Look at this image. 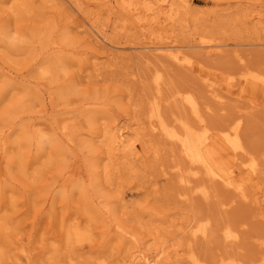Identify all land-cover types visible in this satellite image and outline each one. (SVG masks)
Listing matches in <instances>:
<instances>
[{
    "label": "bare ground",
    "instance_id": "6f19581e",
    "mask_svg": "<svg viewBox=\"0 0 264 264\" xmlns=\"http://www.w3.org/2000/svg\"><path fill=\"white\" fill-rule=\"evenodd\" d=\"M53 1L68 4L76 10L78 15L72 21L75 25L72 30H80L79 32L87 35L95 47L103 49L107 46L105 30L98 28L96 24L97 16H99L96 10L102 11L100 7L84 13L82 7L84 3L80 0ZM192 4H194L193 0H106V3H103L106 7H119L123 10L124 15L121 16L126 21L129 18L131 22V24L128 22L127 26L140 31L143 41L130 49L138 50L143 58L151 56L156 60L157 69L149 75L153 91L147 120L151 135L162 138L161 143L155 142L156 145H161L157 147L158 151L164 148V144L167 145L164 150L169 151L173 159L169 167L161 168V170L155 168V178L148 180L145 175L141 176L149 184L148 188L153 193V198H156L154 195L160 199L170 198L171 203H179L184 210L195 208L194 214L197 213L199 216L185 219L188 213L176 212L173 215L179 216L178 224L174 223L175 220H166L170 215H164L162 218L155 217L154 221L157 222V226L149 230L141 226L136 234L130 227L125 229V225L118 221V217L125 212L121 220L131 221L143 210L128 211L127 209L118 213L111 200H104L101 197L103 188L97 187L96 190V186H88L84 192L92 200L82 208L75 209L77 216L66 218L61 222L59 235L48 238L37 229L38 225L49 227L54 225L53 206L50 205L49 213L45 215V218L38 216L32 222L35 234L26 235L28 242L23 243L22 239L16 241L11 239V234L21 228L14 219L10 218L11 210L8 212L0 206V264H264V243H260L257 254L248 259L233 255H217L216 252L206 249L209 243L215 241L220 243L223 250L241 248L239 226L233 223H219L216 219L220 215L219 210L226 214L227 210L239 201L242 204L253 202L259 207L258 213H263L264 185L259 178L264 170V150L249 148L244 133L246 127L244 118L245 114L264 111V72L247 67L242 63L243 59L237 51H234L233 55L238 68L220 71L221 73L208 70L200 63L201 59H193L185 51L186 49L196 48L207 57H228V51L224 48L229 45L224 43V40H218V37L211 32L216 27L221 28L223 35L230 40L229 26L241 24L242 15L238 11L226 13L215 11L204 17L196 12ZM10 10L16 17L39 13V7L35 6L31 0H15ZM134 18L135 22L132 21ZM257 18L258 22H264L263 17L258 16ZM186 22L187 29L189 23H199L190 33L191 44L182 46L177 43L175 32L178 28L182 30ZM2 36L11 45L15 46L16 42H20L31 47L32 39H26L23 36L11 37L6 33H2ZM32 38L42 43L43 47L55 48L60 43L68 44L66 36H63L60 42L48 41L46 43L43 42L45 38L43 33H35ZM239 44L234 43L233 46H241ZM108 45L113 46L112 43ZM261 46L264 47V44ZM82 55L87 54L82 52ZM109 56L117 58L119 54ZM91 60H93L91 69L96 73L95 76L102 77L101 72L105 69L101 67L102 61L94 56ZM145 60L147 63L150 62V60ZM62 71H64L62 59L55 57L40 67L39 75L43 79L51 80ZM171 71L175 73L176 81H185L188 86L173 88L172 82L166 81ZM2 76L9 78L0 73V77ZM47 98L51 100L52 95L48 93ZM212 101L220 106L218 109L222 112L226 122L214 125L206 120L204 113L212 110ZM95 103L96 101L86 100L84 106H92ZM228 103L238 108L233 116L228 112L230 107H225ZM168 105L173 106V111L169 114L164 111L165 106ZM24 112L23 106L17 105L5 113L4 121L20 124L21 115ZM86 121L90 123L91 117L87 116ZM32 126H35L34 123ZM10 129L9 125L0 126V156L2 157L0 164L2 161L4 164L0 166V184L5 178L14 179L9 176L13 169L12 157L6 156L8 139L14 133ZM61 129L62 134L64 135L63 132H65L66 135L68 126L64 125ZM93 135H95V140L101 137L97 133H92L91 136ZM103 135L106 139L104 145L107 151L106 156L101 158L100 152L90 153L88 151L89 154L85 157L82 166L91 182L109 183L108 186H112L115 175L122 167V160L131 159L133 161L129 164L136 166L141 157L135 151L138 133L128 127L121 128L115 124ZM24 139L29 145L34 141L38 147L53 142L41 131H30L24 135ZM18 157L20 161L15 170L18 175L25 177L28 184H35L43 178L44 174L50 168L55 167L58 161L53 155H46L37 163L31 164L30 173H28L27 167L21 162L22 158ZM126 170L128 169H124ZM159 172L165 182L174 176L175 183L166 182L161 187L158 179ZM126 174L136 173L128 171ZM57 178L53 180L56 184H51L50 190V187L43 190V192L48 190V199L57 186L64 194L67 193L72 180L69 172ZM167 184L169 186L165 187ZM224 192L231 193L233 196L224 199L222 197ZM196 199L202 200L201 205L194 203ZM1 201L15 205L13 196L9 201L8 197L0 196ZM209 203L213 205H208ZM214 208L218 211L217 216L211 213ZM168 222L169 224L166 225ZM100 229L101 232L98 233ZM164 230L167 231L165 236L162 233ZM98 234L101 236V241L94 243L93 248H96L92 249L91 256L83 257L81 252L84 245L96 241ZM115 235L128 237L134 243H139L140 238L138 237L143 236L146 240L142 242L151 241L152 246L144 250L136 246L131 252L128 251L121 257L118 247L120 245L112 243ZM170 235H178L180 239L167 245L169 241L167 237ZM201 244L205 246L199 247ZM103 247H107L111 255L102 256L101 248ZM95 251L101 253L96 255Z\"/></svg>",
    "mask_w": 264,
    "mask_h": 264
},
{
    "label": "rangeland",
    "instance_id": "374dc122",
    "mask_svg": "<svg viewBox=\"0 0 264 264\" xmlns=\"http://www.w3.org/2000/svg\"><path fill=\"white\" fill-rule=\"evenodd\" d=\"M14 1L0 0V73L9 77H0V126L9 125L10 131H14L8 139V153L6 154L7 157H12L11 166L13 169L9 176L14 179L5 178L4 182L0 184L2 187L0 196L8 197V201L13 196L15 200L14 207L4 201L0 202V206L8 212L11 210L10 218L14 219L21 228L11 234V239L14 241L22 239L23 243L28 242L26 235L35 234L32 222L38 216L45 218V215L49 213L50 205L53 206L54 225L52 227L38 225L37 229L48 238L59 235L61 222L66 218L77 216L75 209L82 208L92 200L84 192L88 186H96V190L97 187L103 188L101 197L104 200H111L118 213L127 209L128 211L143 210L133 220L127 221L129 224L121 220V216L125 212L118 217V221L125 225V229L130 227L136 234L141 226L145 230L157 226V222L154 221L155 217L162 218L164 215H170L166 220H175L174 223L178 224L179 216L173 215L176 212L188 213L185 215V219L199 216L197 213L194 214L195 208L184 210L179 203H171L170 198L160 199L156 195H154L156 198H153V193L148 188L149 184L143 177L145 175L148 180L155 178V168L161 170V168L169 167L173 155L164 150L167 147L165 144L164 148L158 151L157 147H161V145L158 146L155 142L161 143L162 138L155 137L154 134L151 135L149 130L147 113L153 91L149 75H152V72L157 69L156 60L151 56L143 58L138 50L130 49L142 42L143 37L140 36V31L127 26L130 19L127 18L128 21H126L121 16L124 15V11L119 7H106L103 5L106 0H80L84 3L82 5L84 13L91 12L95 7H100L102 10H96L99 13L96 24L98 28L105 30L104 35L107 43V46L102 49L95 47L90 38L79 32L80 30H72V27L75 26L72 21L78 15L74 7L53 0H31L35 6L39 7V13L16 17L10 10ZM193 3L192 6L196 12L204 17L215 11L222 13L238 11L242 15L241 24L229 26L230 40L223 35L221 28L216 27L211 32L218 37V40H224V43L229 45L224 48L228 51L229 58L226 56L207 57L196 48L186 49L185 51L193 59H201L200 63L205 65L208 70L217 72L235 70L238 65L235 63L233 52L237 51V54L243 59L242 63L247 67L264 72V47L261 46L264 44V22H258L257 18L258 16L264 18V0H193ZM105 9L108 10L105 11ZM132 21L135 22V18ZM129 23L131 24V22ZM198 23H189L187 29L186 22L182 30L178 28L175 32L177 43L182 46L190 45V33L195 30ZM2 33L11 37L23 36L26 39H32L31 47L20 42H16L15 46L11 45L2 36ZM35 33L45 35L44 43L48 41L60 42L62 37L66 36L68 44L60 43L55 48L43 47L42 43L34 41L35 39L32 38ZM109 43H112L113 46L108 45ZM234 43H240L241 46H233ZM82 52L87 55H82ZM116 53L119 54V57L111 58L109 56ZM92 56L98 57L102 61L101 67L105 68L101 72L102 77H96V73L91 69ZM55 57L62 59L64 71L59 72L51 80L41 78L40 67ZM145 59L150 62L147 63ZM166 81H171L173 88L188 86L185 81H176L175 73L172 71ZM48 93L52 95L51 100L47 98ZM86 100L96 101V103L86 107L84 106ZM17 105H22L25 110L21 115L20 124L17 122L6 123L4 121L5 113ZM211 105L212 110L204 113L206 120L214 125L226 122L222 112L218 109L220 106L214 101L211 102ZM225 107H230L228 112L231 116L235 111H238L236 105L231 103ZM164 111L169 114L170 111H173V106H165ZM245 115L244 133L249 148L258 151L264 150V111ZM87 116L91 117L90 123L86 121ZM33 123L35 126H32ZM115 124L121 128L128 127L138 133L135 151L141 157L136 166L129 164L133 160L123 159L122 167L115 175L112 186H108L109 183L91 182L82 163L89 152H100L101 158L106 156L107 151L104 146L106 139L103 133ZM64 125L68 126L66 135L65 132H63L64 135L62 134L61 128ZM30 131H41L53 142L45 143L42 147H38L34 141L29 145L25 143L24 135ZM92 133L100 135L99 140H95V135L91 136ZM46 155H53L58 161L55 163V167L50 168L35 184H28L25 177L17 174L15 167L20 161L18 156L22 158L21 162L30 173L31 166ZM1 158L0 156V160ZM0 166H4L3 161ZM126 168L128 170L124 171ZM128 171L136 174H126ZM65 172H69L72 178L67 193L64 194L57 186L48 199V190L46 192L43 190L50 187L51 184H56L53 180H57V176L59 177ZM151 173L153 174L150 177ZM172 177L166 182L171 181V184H174L176 178ZM158 179L159 185L162 187L166 182L160 172ZM259 179L264 185V170ZM168 186L169 184L165 185V187ZM34 194L35 196H33ZM232 196L228 192H224L222 195L224 199H229ZM44 198L46 199L44 200ZM194 203L201 205L202 200L196 199ZM210 204L213 205V203L208 205ZM258 209L259 207L253 202L242 204L237 201L227 210L226 214L219 210L220 215L216 217L219 223H233V225L239 226L241 248L223 250L220 243L215 241L209 243L206 249L216 252L217 255H233L244 259L257 254L260 243H264V209L262 214L258 213ZM211 213L217 216L218 211L214 208ZM48 221H50V217H48ZM168 224L169 222L166 225ZM100 232L101 229L98 233ZM166 232V230L162 231L164 236ZM116 236L112 238V243L120 245L118 247L121 257L128 251L131 252L132 248L136 246H140L142 250L152 246L151 241L142 242L146 240L143 236L138 237L140 238L139 243L142 244L134 243L128 237ZM96 238H98L96 241L84 245L81 252L83 257L91 256L92 249L96 248H93L94 243L101 241L99 234ZM167 238L169 240L167 245H169L178 241L180 236L170 235ZM204 246L201 244L199 247ZM196 247L198 246L196 245ZM101 249L102 256L111 255L107 247ZM94 253L99 255L101 252L95 251Z\"/></svg>",
    "mask_w": 264,
    "mask_h": 264
}]
</instances>
